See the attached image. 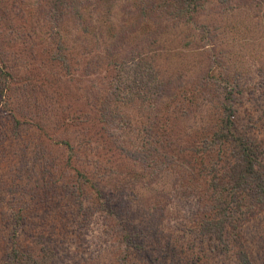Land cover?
<instances>
[{
  "label": "rangeland",
  "instance_id": "rangeland-1",
  "mask_svg": "<svg viewBox=\"0 0 264 264\" xmlns=\"http://www.w3.org/2000/svg\"><path fill=\"white\" fill-rule=\"evenodd\" d=\"M42 4V0H0V90L5 86L7 90L0 101V264L6 263L8 248L11 253L13 246L33 257L21 258L16 264H79L88 258L83 251L97 255V251L112 246L105 232L108 220L101 212H93L81 235L74 232L77 212L71 207L73 202L78 203V197L84 196L80 190L81 194L75 192L81 180L76 173L77 162L83 163L85 159L86 164L79 169L97 173V186L102 193L100 196L87 190L95 205L105 207L112 199L114 208L139 213L140 221L148 220L151 224L159 216L154 210L158 188L150 177L136 181L140 177L135 173L144 170L133 155L147 149V141L148 146H155L157 136H149L147 127L155 121V129L158 128L162 121L159 109L163 112L165 105L151 111L138 101L134 104L116 101L115 89L106 78L110 69L103 56L112 43L108 26L127 20L124 13L128 3L110 1V5L103 6L102 13L89 15V10H85L83 22L68 18L61 24L40 14ZM263 11L242 8L227 13L217 2L209 0L196 24L208 25L214 33L219 28L217 34H222L216 40L206 46L209 38L201 41L200 26L176 27L171 21L165 23L168 27L161 35L153 37L156 43L147 51L165 74L186 71L183 79L186 86H191L202 73V59L215 53L228 67L238 62L235 70L243 73L245 83L249 78V84L255 87L260 80L264 82L258 74L264 68ZM133 23L128 22V27ZM228 23L236 27V38L227 34ZM140 30L141 27L127 34L129 46L141 44V34L149 31ZM62 37L72 72L55 59ZM77 98H82L78 105L84 108L83 117L77 125L67 118L65 126L61 125L63 106L72 104L67 114L71 118L75 115ZM92 101L96 104L91 105ZM256 103L253 108H264V100ZM101 106L109 109L104 123ZM249 106L245 107L252 111ZM200 117L205 121L197 123ZM200 117L181 121V130L183 125H192L182 138L185 146L197 137V131L207 130L204 125L211 118L209 111ZM172 122L175 123L173 119ZM67 141L72 150L65 145ZM180 143L177 141L164 154L170 157ZM129 170L137 178L129 176ZM152 171V167L147 169ZM121 180L124 185L113 191ZM167 181H162L166 189L170 187ZM191 190L195 192L197 188ZM192 197L183 201L187 205L166 206L162 228L169 225L175 230L177 225L193 222L197 205ZM88 204L85 201V206Z\"/></svg>",
  "mask_w": 264,
  "mask_h": 264
},
{
  "label": "trees",
  "instance_id": "trees-1",
  "mask_svg": "<svg viewBox=\"0 0 264 264\" xmlns=\"http://www.w3.org/2000/svg\"><path fill=\"white\" fill-rule=\"evenodd\" d=\"M42 1L40 14L60 24L68 18L83 22L85 10H89V15L90 12L102 13L103 6L112 4H108L110 1L127 2L124 13L127 20H122L120 25L108 26L112 43L103 56L110 69L106 78L115 89L113 96L116 101L127 104L138 101L151 111L164 104L162 110H166L163 114L159 109L162 121L157 129L155 121L147 127L149 136H157L155 146H148L147 141V149L133 155L146 171L135 173L140 177L136 181L150 177L151 183L158 188L154 196V210L159 216L152 213L157 218L154 224L148 220L140 221L139 213L114 208L112 199L105 207L95 205L87 190L102 195L97 186V173L79 169L86 164V159L83 163L77 162L76 173L81 180L76 184L75 192L81 194L82 191L84 196L81 199L78 197V203L73 202L71 207L77 212L74 232L81 235L86 221L93 218V212H101L108 220L105 232L112 244L106 251H97V255L83 251V256L88 258L82 259L79 264H264V108H253L256 102L264 100V82L260 80L252 87L249 78L245 83L243 73L235 70L238 62L228 67L213 53L202 59V73L191 82V86H186L183 83L186 71L165 74L147 51L156 43L153 37L167 29L166 22L173 21L176 27L178 24L197 25V19L204 14L209 0ZM214 1L227 13L242 8L264 9V0ZM128 22L134 23L128 27ZM232 24H227V34L235 37L238 31ZM197 26H200L201 41L209 38L206 46L222 34H217L219 28H215L214 33L208 25ZM140 27L141 30H149L143 34L146 38L141 34V44L136 42L129 46L127 34L138 31ZM60 42L59 55L55 59L65 70L72 72L71 62L65 55L63 37ZM258 74L264 79V68ZM6 91V86L0 90V101ZM82 98L75 99L77 107L71 118L67 114H70L68 109L72 104L63 106L61 125L65 126L66 118L74 125L79 123L84 115V108L78 105ZM94 101L90 104H96ZM246 105H250L252 111L246 109ZM99 111L104 123L109 109H102L101 106ZM207 111L211 116L207 126L204 125L207 130L197 131V137L185 146L182 138L187 136V130L192 125H183L181 130V121L191 117L198 119ZM204 121L200 117L196 122ZM169 138L173 139L169 141ZM177 141L182 143L177 144L175 153L171 152L170 157L164 154ZM65 145L73 149L70 142ZM150 167L153 171L147 172ZM179 170L185 173H179ZM132 173L129 170L128 175L137 178ZM163 180H169L168 189L162 184ZM122 185L123 180L112 190ZM195 187L197 190L194 192L191 189ZM191 196L197 205L193 222L185 226L177 225L175 230H171L169 225L162 228L167 216L166 206H179ZM85 201L89 203L87 206ZM23 216L24 220L26 217ZM66 228L63 223V229ZM13 245H17L16 241ZM10 252L8 248L5 264H16L21 258H33L16 246Z\"/></svg>",
  "mask_w": 264,
  "mask_h": 264
}]
</instances>
